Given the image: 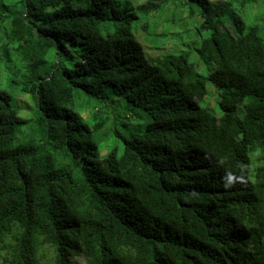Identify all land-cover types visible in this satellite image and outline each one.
<instances>
[{"label":"trees","instance_id":"1","mask_svg":"<svg viewBox=\"0 0 264 264\" xmlns=\"http://www.w3.org/2000/svg\"><path fill=\"white\" fill-rule=\"evenodd\" d=\"M255 1L0 0V60L35 105L21 118L0 91V242L15 239L17 264H264V24L243 13ZM169 5L200 37L152 63L136 32ZM207 83L218 119L200 106ZM29 122L40 140L16 143Z\"/></svg>","mask_w":264,"mask_h":264},{"label":"rangeland","instance_id":"2","mask_svg":"<svg viewBox=\"0 0 264 264\" xmlns=\"http://www.w3.org/2000/svg\"><path fill=\"white\" fill-rule=\"evenodd\" d=\"M119 3L128 1L133 7L148 6L152 7L157 5L161 0H115ZM215 5H223V2L230 0H210ZM241 1V0H237ZM243 13L247 19L252 22L264 24V2L257 0L252 4L245 5ZM149 19V23L154 27V34L150 32L149 35L142 31L136 32L138 42L141 44L145 56L149 61H153L162 55L176 52L180 49H185L184 44L191 41L199 40L196 25L198 20L187 19V14L181 9L169 5L165 7L162 12H155ZM186 30H188L186 32ZM203 36L205 34L203 33ZM190 62L193 63L198 71L204 77H208L209 71L204 63L203 59L193 49L191 52ZM18 79L14 77L12 73L7 69V64L0 60V91L7 93L14 100V104H18L21 107L20 117L30 120L34 117L35 105L29 96L20 92L15 81ZM220 93L211 84L207 83V96L200 102V106L210 110L216 119L222 115V111L219 107ZM79 111L83 114L85 119L89 122L95 121L96 117H99L101 113L98 112L97 106L93 102H88L86 98L78 100ZM112 110V109H110ZM123 119L118 120V123H122ZM110 126V124H109ZM37 129L34 126V122H29L21 128V133L17 138L16 143H22L26 140L38 141L39 134L35 133ZM258 155L253 157V165L259 164ZM15 245V239L12 237L7 238V241L0 242V264H17L12 258V249ZM44 260L50 262L53 259L54 253L51 249H45L43 251ZM73 261H77L80 264H84L82 259L74 258Z\"/></svg>","mask_w":264,"mask_h":264}]
</instances>
